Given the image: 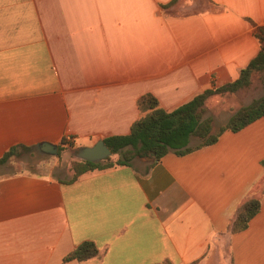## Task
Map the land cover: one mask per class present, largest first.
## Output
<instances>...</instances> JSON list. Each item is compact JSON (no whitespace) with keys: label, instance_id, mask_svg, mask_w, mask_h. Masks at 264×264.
I'll return each mask as SVG.
<instances>
[{"label":"crops","instance_id":"1","mask_svg":"<svg viewBox=\"0 0 264 264\" xmlns=\"http://www.w3.org/2000/svg\"><path fill=\"white\" fill-rule=\"evenodd\" d=\"M171 1L0 0V158L18 145L91 147L129 134L145 94L171 111L236 80L259 52L264 0H192L184 13ZM263 159L261 118L187 155L71 183L53 162L0 165V264H264ZM252 197L259 213L232 233ZM86 241L98 257L64 261Z\"/></svg>","mask_w":264,"mask_h":264},{"label":"trees","instance_id":"2","mask_svg":"<svg viewBox=\"0 0 264 264\" xmlns=\"http://www.w3.org/2000/svg\"><path fill=\"white\" fill-rule=\"evenodd\" d=\"M177 1L172 0L163 8H169ZM254 36L260 44L259 52L247 67L241 70L236 80L206 89L171 111L161 108L157 98L152 94L143 95L137 103L142 116L132 125L130 133L104 139V143L113 155L118 156L117 160H112L110 157L99 163L76 161L71 166L73 177L68 183L76 181L81 175L88 172L131 165V162L136 158H147L156 162L169 153L184 156L215 144L226 131L238 132L256 120L264 118V94L236 111L216 133L213 131V119L205 117L206 103L210 98L233 94L248 88L252 85L254 77L259 79L264 90V26L256 27ZM193 139L198 143L191 146ZM62 148L59 146L58 155ZM36 151L34 146H14L0 158V165L8 164L14 157L25 153L32 154ZM262 166L264 168V159ZM260 208L259 198L247 199L239 207L236 217L231 223L230 231L237 233L247 229L250 221L259 213ZM99 254L96 244L86 241L67 255L64 261L83 262L98 257ZM192 264H198V261Z\"/></svg>","mask_w":264,"mask_h":264},{"label":"rangeland","instance_id":"3","mask_svg":"<svg viewBox=\"0 0 264 264\" xmlns=\"http://www.w3.org/2000/svg\"><path fill=\"white\" fill-rule=\"evenodd\" d=\"M192 0H181L179 5L174 9L175 12L184 13L186 7L191 4ZM204 2V1H203ZM206 5V2H204ZM264 94L262 85L257 77L253 78V83L250 87L240 90L233 94L224 96H214L206 103L205 117L213 119V131L218 132L223 127L229 118L240 108L249 105L253 100L260 98ZM192 144L196 145L197 140L193 139ZM79 148L67 147L62 148L60 155H42L37 151L32 154H22L14 157L7 164L9 172L31 171L36 173L45 172L46 166L51 162L57 164V174L62 176L67 174L68 168L72 171L71 166L74 162L80 161L77 158ZM118 156H113L112 160H117ZM49 167V166H48Z\"/></svg>","mask_w":264,"mask_h":264},{"label":"water","instance_id":"4","mask_svg":"<svg viewBox=\"0 0 264 264\" xmlns=\"http://www.w3.org/2000/svg\"><path fill=\"white\" fill-rule=\"evenodd\" d=\"M36 149L42 155L57 156L59 153L58 146L49 143L40 144ZM113 156V153L106 146L104 140H99L93 146L80 148L77 151V158L84 162L99 163Z\"/></svg>","mask_w":264,"mask_h":264},{"label":"built area","instance_id":"5","mask_svg":"<svg viewBox=\"0 0 264 264\" xmlns=\"http://www.w3.org/2000/svg\"><path fill=\"white\" fill-rule=\"evenodd\" d=\"M64 139H65L66 146H70V144L74 142V138L71 135H66Z\"/></svg>","mask_w":264,"mask_h":264}]
</instances>
